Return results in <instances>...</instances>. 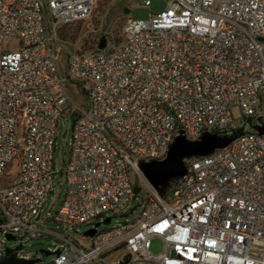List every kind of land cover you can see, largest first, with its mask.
<instances>
[{"label": "built area", "instance_id": "obj_1", "mask_svg": "<svg viewBox=\"0 0 264 264\" xmlns=\"http://www.w3.org/2000/svg\"><path fill=\"white\" fill-rule=\"evenodd\" d=\"M95 7L0 0V258L6 233L22 246L48 232L40 212L57 172L64 185L47 249L57 252L42 264H264V131L186 157L164 196L137 167L164 156L178 132L239 125L233 103L242 120L260 114L264 125V0H166L145 18L126 17L117 44L64 50L57 27ZM5 35L19 38L16 50L1 49ZM66 113L68 157L56 168L55 128ZM135 204L132 217L83 232L87 244L67 231ZM152 236L162 241L156 252Z\"/></svg>", "mask_w": 264, "mask_h": 264}, {"label": "rangeland", "instance_id": "obj_2", "mask_svg": "<svg viewBox=\"0 0 264 264\" xmlns=\"http://www.w3.org/2000/svg\"><path fill=\"white\" fill-rule=\"evenodd\" d=\"M166 0H150L149 5L143 4V0H96V7L92 12L91 16L85 19L83 22H79L74 26L73 33L70 37L65 36V38H60L58 36V29H56L57 39L62 44L64 50L73 51V50H86L91 48L96 44L100 36L104 35L106 38L105 46H110L117 44L121 41V30L122 24L126 17L130 18H145L148 16L151 11L160 10ZM70 27L72 24H68ZM19 38L13 35H5L1 40V49L3 51H13L19 47ZM264 55V48H263ZM78 99L84 100L85 97L79 95ZM229 112L231 114L232 120L235 124H239L242 121L241 109L238 104L233 103L229 105ZM70 117L68 113L63 114L58 117L57 124L55 128V146L53 149V159L54 165L56 168L62 166L63 161L68 157L69 150V138H70ZM13 163L9 167H12ZM8 176H11L9 173ZM140 176V173H139ZM129 177L131 182L136 183L139 179L133 171L129 172ZM58 179H60L58 181ZM136 180V181H135ZM140 180V179H139ZM61 183V187H58V183ZM63 180L60 178L59 174L55 173V187L50 191L46 197L45 202L42 205L40 215L46 217L47 220H44V228L48 232H41L39 234L31 233L28 238H26L22 246L19 249L17 255H26L28 257H41V260L35 261L32 264H42L50 260L53 256L52 253L43 255L39 248L50 249L52 246V239L50 233L57 231L55 229L56 223L51 221L55 209L57 208L60 199L61 193L59 192L63 187ZM141 192L146 193V186L141 182ZM141 196L133 198L131 204L139 201ZM139 209V205L135 204L133 209L127 215H112L110 221L102 222L100 221L95 228H102L108 226L111 222L115 220L123 219L124 217H132ZM100 218H93L90 222H84L76 226L75 229L67 230L69 235L75 238L78 242L82 244H87L89 236L84 234L83 231L91 227L94 222ZM63 228L59 225V230ZM150 252H156L161 249L162 241L157 236H152L150 239ZM17 240L13 239H4L6 246H12L16 244ZM110 264V262H106Z\"/></svg>", "mask_w": 264, "mask_h": 264}, {"label": "water", "instance_id": "obj_3", "mask_svg": "<svg viewBox=\"0 0 264 264\" xmlns=\"http://www.w3.org/2000/svg\"><path fill=\"white\" fill-rule=\"evenodd\" d=\"M106 38L100 36L96 42V47L105 45ZM262 133L264 131L263 120L260 114L245 117L239 125L231 128L211 130L203 129L195 138H188L181 132L175 134L170 141L165 155L160 158L138 159L137 167L144 178L159 191L165 186L169 178L179 176L185 172L186 166L184 159L189 156L203 155L209 153L216 147H222L230 142L238 133L242 132ZM108 217H104V221H108ZM100 220L94 222L93 226L86 228L83 232L92 234ZM6 239H15V236L6 233ZM20 238V237H18ZM21 246L18 241L14 246H6L5 255L0 258V264H32L41 260V257L25 258L15 255L13 250L19 249ZM39 251L46 255L48 253L57 252L39 248Z\"/></svg>", "mask_w": 264, "mask_h": 264}, {"label": "trees", "instance_id": "obj_4", "mask_svg": "<svg viewBox=\"0 0 264 264\" xmlns=\"http://www.w3.org/2000/svg\"><path fill=\"white\" fill-rule=\"evenodd\" d=\"M75 25H73V26L70 27L68 24H61L59 26L60 28L58 29V36L60 38H62V39L65 38V36L70 37L72 35V33H73V29H74V26ZM175 179H176V176L170 177L168 183L159 190V192H158L159 195L164 196L165 193H166V190L168 189V187L171 185V183Z\"/></svg>", "mask_w": 264, "mask_h": 264}, {"label": "flooded vegetation", "instance_id": "obj_5", "mask_svg": "<svg viewBox=\"0 0 264 264\" xmlns=\"http://www.w3.org/2000/svg\"><path fill=\"white\" fill-rule=\"evenodd\" d=\"M13 252H14V254H15V251L13 250ZM15 255H17V254H15Z\"/></svg>", "mask_w": 264, "mask_h": 264}]
</instances>
